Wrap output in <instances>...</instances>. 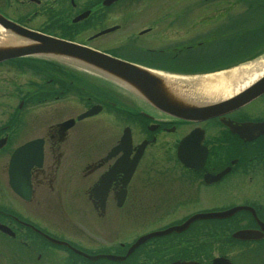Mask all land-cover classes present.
I'll return each mask as SVG.
<instances>
[{"label":"flooded vegetation","instance_id":"flooded-vegetation-1","mask_svg":"<svg viewBox=\"0 0 264 264\" xmlns=\"http://www.w3.org/2000/svg\"><path fill=\"white\" fill-rule=\"evenodd\" d=\"M182 1L0 0V14L180 77L231 65L196 66L192 62L200 56L190 49L200 48L206 56L211 53L206 44L221 43L228 46L213 58L232 52L238 11L242 6L248 11L247 0ZM42 59L15 57L11 66L0 67L19 74L36 70L39 81L46 70L42 84H10L7 94L0 87V224L8 227H0V264H213L217 257L264 264V93L218 114L180 118L93 82L77 68ZM67 97L82 104L79 113L98 106L97 113L65 118L73 119L67 128L61 125L65 119L35 120L41 103ZM99 115L106 122L100 133L85 138L73 131L76 122ZM126 127L130 139L121 144ZM80 138L86 141L84 152ZM183 139L184 161L177 154ZM31 141L15 170L13 153ZM71 182L76 185L68 193ZM16 184L23 187L20 193ZM220 212L230 213L220 217ZM207 213L216 215L194 218L126 254L139 236ZM250 232L254 237H246ZM110 253L126 255L123 260L99 256Z\"/></svg>","mask_w":264,"mask_h":264},{"label":"water","instance_id":"water-1","mask_svg":"<svg viewBox=\"0 0 264 264\" xmlns=\"http://www.w3.org/2000/svg\"><path fill=\"white\" fill-rule=\"evenodd\" d=\"M0 27L3 29V32L0 31V62L29 55L53 57L69 61L78 67L104 77L115 86L123 88L129 93L147 101L152 106L158 108V110L180 118L197 120L218 114L232 107L245 104L264 92L263 71L261 75L238 92L224 98L214 100L207 98L205 100L190 94L185 85L160 71L109 55L83 44L31 30L4 17L2 14H0ZM96 111L94 108H90L80 114L78 118L91 115ZM69 123L71 121H67L65 127ZM16 152L22 153L23 148L18 149ZM19 156L14 159L15 164H13V168L15 170L20 167L17 165ZM13 188L19 193L20 188L23 189L22 186L19 187L17 184ZM228 213L230 212L216 214L223 217ZM216 214L193 215L179 226L169 227L140 236L128 252L150 237L167 234L172 230H181L194 218L215 216ZM247 237L254 236L248 234ZM103 256L111 259L124 258L111 254ZM185 264L197 263L190 262Z\"/></svg>","mask_w":264,"mask_h":264},{"label":"rangeland","instance_id":"rangeland-1","mask_svg":"<svg viewBox=\"0 0 264 264\" xmlns=\"http://www.w3.org/2000/svg\"><path fill=\"white\" fill-rule=\"evenodd\" d=\"M189 2H200L202 0H188ZM173 3H184V1H180V0H172ZM213 2V1H211ZM242 5L238 6V10L240 9ZM242 8L244 9L245 7L242 6ZM251 19H245L243 20V22H241L239 24V26L237 27L238 30H242L243 27H255L257 26L259 23H261L264 20V13L262 15H260L258 18L256 16V13H253L250 15ZM254 20V21H252ZM238 25V23H237ZM206 29V28H205ZM244 30V29H243ZM258 32L264 33V28L260 29ZM245 38H239L237 39V41L235 42V50H232V52H228V53H223L220 56H217L215 58H213L212 56L214 54H217L219 52H221V50L225 47L228 46V44H221V43H214V44H206L207 48L205 49V52H207L208 50L211 52L209 54H207L206 56H204V54L200 53V48H193L190 49V51H192L191 53H194L198 56H200L198 59H194V62H192V64L194 65H198L199 64H203L204 66H209V65H213L217 63H227L235 58H238L239 56H242L244 54H246L248 51L254 52L257 51L259 49H261L262 47H264V36L262 37V34H260V37H254V36H248L246 34H244ZM238 48V49H237ZM125 56L131 57L132 59H139V60H144L146 61V58L143 57H139L137 55V53H125ZM208 56V57H207ZM206 57V58H205ZM48 61H52V62H58V64H61V66L63 67H67V68H75V64L71 63V62H66V61H60V60H56V59H52V58H47ZM149 61V60H148ZM5 66H11V62L9 63H0V67H5ZM43 66V65H42ZM190 67V66H188ZM77 73H81L84 75L91 76V80L93 82H99V78L95 77V75H91L89 73H86V71L84 70H80V69H76ZM12 72V73H9ZM46 72V70H41V81L38 80L39 76L37 71H27V73L24 74H19L17 73V71L15 70H0V87L1 90H3L2 92L5 91V94H7L8 92H10V90L14 87V85L11 87L9 86L10 84H21V83H25V84H29L28 81H36V82H40L42 84V81H44V78L42 74H44ZM17 74V75H15ZM47 79V78H45ZM100 83V82H99ZM13 94H16L15 90L13 91ZM67 94L65 93L64 96H66ZM63 96V97H64ZM9 97V96H7ZM11 102L15 104V102H17V98H15V96H13L11 98ZM9 102V103H11ZM75 103H73L72 101H70V98H64L61 99L59 101H56L54 103H41V106L37 107V106H33V107H29L30 110H33L37 107L36 112H34V116H36L35 120H38L39 118H41V120H45L47 121V123L53 122L55 120L58 119H65L71 116H76V114H78L80 111H82L84 109V107H82L81 103H77L76 105H74ZM41 109V111H39ZM41 114V116H40ZM40 116V117H39ZM101 116V119L96 120L95 117L92 118H87L86 120H82V121H78L76 122V126H74L73 131H82V136L84 135V137H88V136H92L97 134V132H101L103 129V126L105 125L106 122L103 121L104 117L103 115H99ZM98 117V116H97ZM112 125L110 124V129H112ZM92 131V132H90ZM81 134H77L78 136L81 137ZM77 142H79L81 145L83 144V149L80 152H84L85 148H84V143L86 142L85 139H77ZM79 148V147H78ZM80 149V148H79ZM158 152L160 154V151H163V147H158ZM160 157V161L159 162H165V158L161 159V155H159ZM70 176V174L68 173V177ZM69 184V182H68ZM75 182H71L69 185V192H71L72 187H75ZM67 192V191H66ZM53 211V210H52ZM52 215H54V217H56V219L58 220H64L65 218L60 214L56 216V214L53 212ZM61 217V218H60ZM4 252V250H3ZM4 256L0 255V259H2Z\"/></svg>","mask_w":264,"mask_h":264},{"label":"bare ground","instance_id":"bare-ground-1","mask_svg":"<svg viewBox=\"0 0 264 264\" xmlns=\"http://www.w3.org/2000/svg\"><path fill=\"white\" fill-rule=\"evenodd\" d=\"M0 31L3 29L0 27ZM264 71V55L258 58L242 63L232 69L220 71L200 79H196L193 83L185 81L189 86L187 91L198 98L205 99L214 97H227L234 92L243 89L249 82L258 77ZM200 93L199 95L197 93Z\"/></svg>","mask_w":264,"mask_h":264},{"label":"trees","instance_id":"trees-1","mask_svg":"<svg viewBox=\"0 0 264 264\" xmlns=\"http://www.w3.org/2000/svg\"><path fill=\"white\" fill-rule=\"evenodd\" d=\"M45 65V64H44ZM47 65H49L48 63H47Z\"/></svg>","mask_w":264,"mask_h":264}]
</instances>
